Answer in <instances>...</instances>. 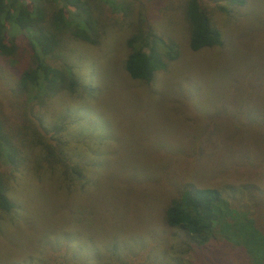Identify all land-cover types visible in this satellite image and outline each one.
I'll return each instance as SVG.
<instances>
[{"label":"rangeland","instance_id":"obj_1","mask_svg":"<svg viewBox=\"0 0 264 264\" xmlns=\"http://www.w3.org/2000/svg\"><path fill=\"white\" fill-rule=\"evenodd\" d=\"M89 1L98 41L65 34L49 56L75 73V93L26 102L14 83L31 64L27 40L16 35L18 52L0 55L1 116L20 151L18 163H0L14 203L0 212V264H244L229 240L195 249L163 212L185 184L215 187L226 224L246 214L264 229V0H199L221 44L195 51L185 0ZM138 29L157 35V53L169 59L150 81L124 67ZM39 119L64 126L56 138L44 134L65 142L64 175L27 129Z\"/></svg>","mask_w":264,"mask_h":264},{"label":"trees","instance_id":"obj_2","mask_svg":"<svg viewBox=\"0 0 264 264\" xmlns=\"http://www.w3.org/2000/svg\"><path fill=\"white\" fill-rule=\"evenodd\" d=\"M224 1L239 5L245 2ZM57 3L59 6L55 7ZM89 3V0H0V55L9 57L18 52L16 35L25 37L30 48L31 64L16 74L14 83L15 90L24 94L26 102L37 100L42 106L60 90L73 94L82 86L70 68L50 64L49 56L54 55L60 48L65 34L89 43L98 41L97 21L93 18ZM109 6L112 11L119 10L123 13L129 8L123 3H112ZM183 10L191 50L221 44L220 31L199 0H185ZM69 11L74 14L70 15ZM160 40L150 30L141 29L126 39L128 49L124 67L133 79L150 81L157 70L166 67L169 59L166 61L156 50V43ZM1 114L2 111L0 163L8 160L9 163L15 164L18 163L20 151L12 143V134H9ZM40 121L42 120L39 119L35 126L33 124L27 129L37 138L43 158L63 166L64 175L71 166L68 163L69 156L63 149L65 142L57 138V144L51 145L44 137V134L52 132L54 135L51 138H56V134H59L64 126L60 124L49 128L46 123L42 124ZM7 182L8 176L0 171V212H7L14 206L8 196ZM259 193L263 194L264 190ZM222 199L221 192L215 187L185 184L165 206L164 223L169 227L180 228L195 245V249L221 238L242 248L247 258L244 264H264V229L246 214L244 220L239 214V227L226 224L224 218L228 212H224V209L228 207ZM227 225L234 230L230 235L226 230ZM66 260L67 258L64 262L67 263Z\"/></svg>","mask_w":264,"mask_h":264}]
</instances>
